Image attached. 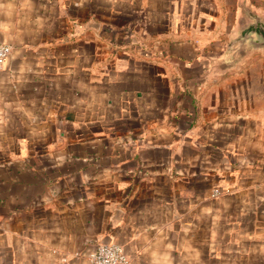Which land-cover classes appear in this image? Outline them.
Listing matches in <instances>:
<instances>
[{
    "label": "crops",
    "instance_id": "0c3cea01",
    "mask_svg": "<svg viewBox=\"0 0 264 264\" xmlns=\"http://www.w3.org/2000/svg\"><path fill=\"white\" fill-rule=\"evenodd\" d=\"M264 0H0V264H264Z\"/></svg>",
    "mask_w": 264,
    "mask_h": 264
},
{
    "label": "built area",
    "instance_id": "2783aa9c",
    "mask_svg": "<svg viewBox=\"0 0 264 264\" xmlns=\"http://www.w3.org/2000/svg\"><path fill=\"white\" fill-rule=\"evenodd\" d=\"M11 52V46L0 44V68H2ZM91 264H128L123 247L117 243H101L90 254Z\"/></svg>",
    "mask_w": 264,
    "mask_h": 264
},
{
    "label": "water",
    "instance_id": "95a60500",
    "mask_svg": "<svg viewBox=\"0 0 264 264\" xmlns=\"http://www.w3.org/2000/svg\"><path fill=\"white\" fill-rule=\"evenodd\" d=\"M252 22L244 27L231 46L248 47L251 50L264 49V21L252 16Z\"/></svg>",
    "mask_w": 264,
    "mask_h": 264
}]
</instances>
